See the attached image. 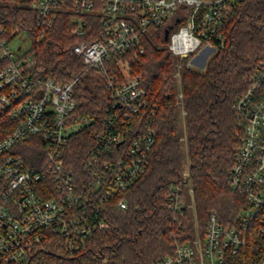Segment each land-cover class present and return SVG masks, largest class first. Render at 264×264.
Listing matches in <instances>:
<instances>
[{
  "label": "built area",
  "instance_id": "built-area-1",
  "mask_svg": "<svg viewBox=\"0 0 264 264\" xmlns=\"http://www.w3.org/2000/svg\"><path fill=\"white\" fill-rule=\"evenodd\" d=\"M240 1L31 0L37 42L61 11L75 16L72 34L80 41L73 54L86 71L105 76L112 102L101 122L96 115L78 114L74 86L79 77L61 84L36 73L33 60L17 56L12 47L22 29L0 18V264H28L49 235L62 239L70 254L84 250L97 230L109 228L100 219L105 208L128 209L124 195L149 167L156 140L152 122L162 103L122 57L132 53L138 59L151 30L173 26L168 48L178 61L176 75L183 68L204 71L225 44V26ZM87 15L95 16L96 34L85 28ZM183 99L180 90L170 105H182ZM233 109L245 135L229 186L247 208L238 225H224L212 212L202 229L194 215L191 237L177 241L173 254L156 264H230L246 247L253 224L264 234V57ZM87 127L94 142L77 169L67 149ZM25 143L36 148L29 163L19 152ZM168 202L178 221L195 208L193 190L175 186Z\"/></svg>",
  "mask_w": 264,
  "mask_h": 264
},
{
  "label": "trees",
  "instance_id": "trees-1",
  "mask_svg": "<svg viewBox=\"0 0 264 264\" xmlns=\"http://www.w3.org/2000/svg\"><path fill=\"white\" fill-rule=\"evenodd\" d=\"M30 1L0 0V18L10 28L19 26L33 36L36 73L61 84L79 77L74 86L78 114L96 115L101 122L112 102L105 76L98 70L86 71L73 54V46L80 41L72 34L75 16L61 11L54 27L37 42L39 30L36 15L28 7ZM93 16L87 15L83 21L89 33L96 34ZM165 30L166 26L150 31L142 42L144 54L138 59L132 53L122 57L162 103L152 122L156 140L149 167L124 195L128 209L105 208L100 219L109 228L97 230L88 248L73 254L66 251L62 239L49 235L28 264H156L173 254L177 241L191 237L195 216L202 229L212 212L224 225H238L247 203L231 190L229 173L242 146L245 126L233 107L264 57V0L240 1L225 26V44L204 71L183 68L176 75L178 61L168 48ZM180 90L183 104L170 105ZM92 132L89 127L80 131L67 149L77 169L94 142ZM19 148L29 163L36 148L32 143ZM178 185L193 190L195 208L177 221L168 196ZM246 236V247L230 264H264V234L257 224Z\"/></svg>",
  "mask_w": 264,
  "mask_h": 264
},
{
  "label": "rangeland",
  "instance_id": "rangeland-1",
  "mask_svg": "<svg viewBox=\"0 0 264 264\" xmlns=\"http://www.w3.org/2000/svg\"><path fill=\"white\" fill-rule=\"evenodd\" d=\"M40 40L39 42H41ZM22 46L20 51H17L18 46ZM12 47L16 51L17 56L22 58L33 60L34 58V40L33 37L28 34L26 30H22L12 41ZM211 58V57H210Z\"/></svg>",
  "mask_w": 264,
  "mask_h": 264
},
{
  "label": "water",
  "instance_id": "water-1",
  "mask_svg": "<svg viewBox=\"0 0 264 264\" xmlns=\"http://www.w3.org/2000/svg\"><path fill=\"white\" fill-rule=\"evenodd\" d=\"M173 29V26H170L169 28H167L165 30V38L168 39L169 38V34H170V31Z\"/></svg>",
  "mask_w": 264,
  "mask_h": 264
}]
</instances>
